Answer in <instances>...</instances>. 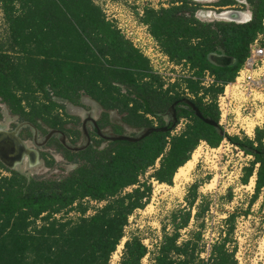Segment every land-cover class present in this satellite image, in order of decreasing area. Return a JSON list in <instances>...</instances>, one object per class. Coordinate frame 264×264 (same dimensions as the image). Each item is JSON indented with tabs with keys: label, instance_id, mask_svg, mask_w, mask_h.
Listing matches in <instances>:
<instances>
[{
	"label": "trees",
	"instance_id": "trees-1",
	"mask_svg": "<svg viewBox=\"0 0 264 264\" xmlns=\"http://www.w3.org/2000/svg\"><path fill=\"white\" fill-rule=\"evenodd\" d=\"M168 1L172 5L167 8H144L140 21L170 63L188 68V76L172 84L153 73L149 61L91 0H0L4 25L0 105L21 122L62 130L64 122L58 112L64 113L65 104L80 106L87 98L101 110L99 126H110L115 134L123 135L124 127L139 131L155 128L156 122V128H162L171 106L187 100L203 119L217 125L216 99L222 86L233 81L250 44L259 35L264 42V0H245L246 5L238 0ZM202 6L216 13L247 6L251 19L244 24L203 21L199 17ZM213 54L235 64L215 67L207 59ZM206 74L213 77L207 87L202 85ZM111 113L120 117L119 123L110 122ZM175 113L177 125L187 122L175 135L174 127L136 143L116 141L102 146L98 142L79 153L54 142L73 166L55 178H28L0 164L9 173L0 177V264H109L125 237L129 218L149 204L152 182L172 186L178 169L190 161L201 142L216 149L225 138L218 126L205 124L184 106H176ZM227 139L254 159L242 169L240 178L246 186L255 176L251 206L264 187V131H256L254 141ZM46 166L53 168V161ZM149 170L153 172L141 181ZM199 186L196 182L188 187L186 207L171 212L170 231L161 227L162 238L154 252L131 235L118 264H141L151 254L150 264H237L231 238L236 214L223 221L226 230L210 246L206 258H202L206 253L202 231L182 239L181 232L191 219L201 220L208 210L204 197L197 204ZM90 202L102 206L86 216ZM71 212L79 217L67 218Z\"/></svg>",
	"mask_w": 264,
	"mask_h": 264
},
{
	"label": "rangeland",
	"instance_id": "rangeland-1",
	"mask_svg": "<svg viewBox=\"0 0 264 264\" xmlns=\"http://www.w3.org/2000/svg\"><path fill=\"white\" fill-rule=\"evenodd\" d=\"M122 5L126 11L135 12L136 9L147 7L148 3L143 0H113ZM130 1V3H128ZM241 4L244 0H238ZM243 5V4H242ZM241 11L248 12L247 6L239 8ZM107 11V10H106ZM113 12V11H112ZM206 13L204 17H200ZM212 7L202 6L199 17L203 21H211L210 16ZM111 15L119 14L108 12ZM104 16L106 17L105 13ZM211 17V18H210ZM111 19V18H110ZM114 27L117 21L111 19ZM0 36H4V25L2 14L0 11ZM153 59V65L162 71L165 81L175 82V80L183 75L188 74V69L185 67H175L167 64V61H160ZM157 61V62H156ZM211 78L206 80L210 84ZM94 111L95 119L100 120L101 110L99 107L87 98L81 100L80 106H72L65 104L64 113L58 112L59 117L62 118L67 131V136L75 140V146L81 145L82 135L80 132V124L85 113ZM112 124L119 123L120 117L116 113L109 115ZM21 121L17 117L9 114L6 107L0 105V126H5L6 129L12 128ZM185 120H181L175 127L172 135L179 134L186 125ZM42 124V123H41ZM42 126L47 130L43 124ZM70 131H76L78 135L74 136ZM105 132H111V127L104 129ZM139 131L124 127L123 135L134 136ZM97 141V139H95ZM73 145V146H74ZM105 143L102 144L104 146ZM50 148L48 159L41 161L35 169L27 171V177H44L55 178L65 175L73 166L69 165L61 156L59 152H53ZM197 156L192 163V167L186 172L185 176L179 179H173L172 186H158L156 182H152L153 192L149 204L143 209L136 211L132 217L129 218L128 226L125 229V237L122 242L126 241L131 235L138 236L142 239L143 244L148 248L149 252H154L159 245L162 232L161 227L165 226L167 231H170L169 215L171 212L180 210L186 207L184 198L187 194L188 187L194 183H198L199 199L197 204L201 203L202 198L208 203V210L203 218L199 221L191 219L189 226L181 232L183 240L189 237V234L194 231H202L203 243L206 253L202 258L207 257V252L210 246L225 232L226 227L223 221L230 214H236L234 232L231 236L236 247L235 258L237 264H264V187L261 189L255 202L249 206V202L254 195L255 176L253 185L251 179L246 186L242 185L240 178L242 176V169L247 167L254 159L251 156H246L238 148L227 145H219L216 149L209 148L204 142H201L196 151ZM192 158V156H191ZM53 161L54 167L48 168L46 162ZM158 167V163L156 164ZM257 168V166H256ZM23 172V169H22ZM153 171L149 170L141 181L150 175ZM9 173L0 168V177H7ZM129 191V190H127ZM230 199L228 200V198ZM102 206L95 202L89 203V209L86 216H91L97 207ZM196 213L193 209L192 216ZM247 213V215H244ZM78 216L76 212H71L67 218L75 220ZM203 227L200 228V224ZM119 245L115 255L109 261V264H118L122 254L123 244ZM232 244L229 249H232ZM152 254L147 255L141 264H150Z\"/></svg>",
	"mask_w": 264,
	"mask_h": 264
},
{
	"label": "built area",
	"instance_id": "built-area-1",
	"mask_svg": "<svg viewBox=\"0 0 264 264\" xmlns=\"http://www.w3.org/2000/svg\"><path fill=\"white\" fill-rule=\"evenodd\" d=\"M91 1L102 10L103 14L105 13L107 22L112 23L111 19L117 21L115 26L120 35L149 61L153 73L168 84L162 71L153 65V59L157 58L155 60L167 61V64L175 65L163 55L158 44L150 36L147 27L141 23L140 18L144 8L136 9L132 13L113 0ZM143 1L149 4L145 8L154 10L172 5L168 0ZM112 11L119 14V18L116 15L109 16L108 12L113 13ZM187 76L188 74L181 77ZM208 78H211L210 84L213 83V77L206 74L202 83L205 87L210 85L206 83ZM172 83L174 82L170 81V84ZM216 106L219 113L217 126L225 135L220 145L237 148L230 144L228 137L254 141L256 131H264V42L261 35L250 44L248 56L236 72L233 81L222 86V92L216 99Z\"/></svg>",
	"mask_w": 264,
	"mask_h": 264
},
{
	"label": "flooded vegetation",
	"instance_id": "flooded-vegetation-1",
	"mask_svg": "<svg viewBox=\"0 0 264 264\" xmlns=\"http://www.w3.org/2000/svg\"><path fill=\"white\" fill-rule=\"evenodd\" d=\"M177 106L181 107L183 105L182 103H179V105ZM163 119L165 122L163 127L167 125V127L169 128L168 122L169 119L172 120V111L170 110L163 117ZM94 122L96 123L97 128L101 131V135L97 134V129L93 124ZM98 123L99 120L95 119L94 111L85 113L82 117V121L80 124V132L82 135L81 145L77 147L80 148L81 150L78 152H73V151H69V152L79 153L81 151L86 150L90 146H95L98 142H101V144L105 143L104 146H106V144L109 143V141H107V139L104 138H110L112 135H119V134H115L112 130L111 132H105L104 129L108 128V126L101 128ZM16 126L17 125L12 126V128L10 129H7L5 131L6 134L0 133V145L9 146L7 150L5 149V151L9 153L6 154L5 152H3L1 155L7 164L15 167L17 170H19L20 174H23L26 177H27L26 175L27 171L35 169L38 165H40L41 161H45L46 159H48V155H49L48 153L50 151V148L54 149L53 152H58L55 148L54 142H57L63 148L64 146L62 145V141H65L66 143H69L72 146L75 144L74 143L75 140L72 137L67 136V131L65 130V126L63 127L62 130L51 129V128H48L46 130L41 123H40L41 129L37 126L32 125L35 128L36 132H33L28 128H24L21 129L17 135L18 139L22 143H24L26 150L28 149L29 152H31L30 158H28L25 154L26 151L25 147H19V146L17 147L15 144L12 143L14 139L10 137V134L13 133ZM156 126L157 123L155 122V128ZM33 133L36 134L35 138L33 137L34 135ZM48 134H50V137H48L49 136ZM95 139H97V141H95ZM10 145L11 146L14 145L15 148H12Z\"/></svg>",
	"mask_w": 264,
	"mask_h": 264
},
{
	"label": "water",
	"instance_id": "water-1",
	"mask_svg": "<svg viewBox=\"0 0 264 264\" xmlns=\"http://www.w3.org/2000/svg\"><path fill=\"white\" fill-rule=\"evenodd\" d=\"M189 1H192V2H195V3H199V4H210V3H213V2H215L217 0H189ZM242 4L246 5V1L244 0L242 2ZM201 13L204 14V15H202L200 17H204L205 14H206L204 12H201ZM210 16L213 18V20L225 21V22H230V23H235V24H244V23L249 22L250 19H251L250 13H246L244 11L235 10V9L223 10L220 13L212 12L210 14ZM207 59L215 67H229V66H233L235 64V62L232 59L224 57L223 55H215V54H213V55L208 56ZM180 103H182V105L184 106L185 109L193 111L195 116L197 118H199L200 120H202L205 124H207L209 126H212V127H217L216 123H214L213 121L208 120V119H203L201 114H200V112L194 107V105L190 101L183 100ZM177 105L178 104L175 103L170 108V110L172 111V120L169 119V122H168L169 128L166 125L165 127H162V128H150V129L139 130V132L136 133L134 136L112 135L110 138H104V137H102V138L107 139V141H109V142H116V141L122 142V141H124V142H128V143H136V142L146 138L147 136L151 135L152 133H155V132L165 133V132L173 129L177 125V118H176V113H175V107ZM93 124L96 127V129H97V134L101 135V131L97 128L96 123L94 122ZM24 128H28V129L32 130L33 132H36L35 128L31 124H29L27 122H21V123L17 124V126L14 129L13 133L10 134V137H12L14 139V141L12 143L15 144L17 147L18 146L19 147H25L24 143H22L17 137L18 132L21 129H24ZM6 130L7 129H6L5 126H0V133L6 134V132H5ZM33 134H34L33 137L35 138L36 134L35 133H33ZM48 135H49L48 137H50V134H48ZM62 145L68 151L78 152V151L81 150L80 148L72 146L69 143H66L65 141H62ZM8 147L9 146H7V145H0V163L7 170L19 173V170H17L13 166L7 164L5 162V160L2 158L1 154L3 152H5L6 154L9 153V152L5 151V149L7 150ZM11 147L15 148L14 145H12ZM25 150H26V147H25ZM30 153L31 152H29L28 149L25 151V154H26V156L28 158H30Z\"/></svg>",
	"mask_w": 264,
	"mask_h": 264
},
{
	"label": "bare ground",
	"instance_id": "bare-ground-1",
	"mask_svg": "<svg viewBox=\"0 0 264 264\" xmlns=\"http://www.w3.org/2000/svg\"><path fill=\"white\" fill-rule=\"evenodd\" d=\"M211 18V17H210ZM197 156V152L194 151V153L192 154V158L190 159V161H188L183 167H181L180 169H178L177 173L175 174V179H179V178H182L183 176H185L186 172L192 167V163L194 161V159L196 158ZM253 179V178H252ZM251 179V184L253 185V180ZM158 186H167V185H158ZM124 242V241H123ZM122 242V244H123ZM119 248H122V247H118ZM115 255V253H114Z\"/></svg>",
	"mask_w": 264,
	"mask_h": 264
}]
</instances>
